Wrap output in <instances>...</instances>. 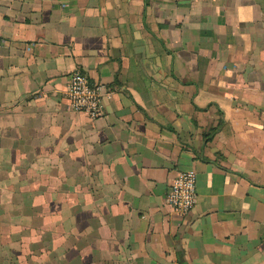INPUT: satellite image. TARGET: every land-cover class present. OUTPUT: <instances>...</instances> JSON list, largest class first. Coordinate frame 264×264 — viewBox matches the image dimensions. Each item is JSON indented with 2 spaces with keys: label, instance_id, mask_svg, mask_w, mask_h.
Segmentation results:
<instances>
[{
  "label": "crops",
  "instance_id": "0c3cea01",
  "mask_svg": "<svg viewBox=\"0 0 264 264\" xmlns=\"http://www.w3.org/2000/svg\"><path fill=\"white\" fill-rule=\"evenodd\" d=\"M0 264H264V0H0Z\"/></svg>",
  "mask_w": 264,
  "mask_h": 264
},
{
  "label": "built area",
  "instance_id": "2783aa9c",
  "mask_svg": "<svg viewBox=\"0 0 264 264\" xmlns=\"http://www.w3.org/2000/svg\"><path fill=\"white\" fill-rule=\"evenodd\" d=\"M66 95L71 108L87 112L92 117L103 111L102 84L92 81L88 74L76 68L68 72ZM166 200L180 214L189 212L197 201V172L194 168L181 171L171 182Z\"/></svg>",
  "mask_w": 264,
  "mask_h": 264
}]
</instances>
